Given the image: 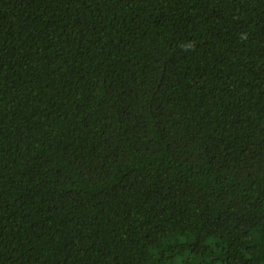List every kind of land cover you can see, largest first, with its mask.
Masks as SVG:
<instances>
[{
	"label": "trees",
	"instance_id": "1",
	"mask_svg": "<svg viewBox=\"0 0 264 264\" xmlns=\"http://www.w3.org/2000/svg\"><path fill=\"white\" fill-rule=\"evenodd\" d=\"M0 264H264V0H0Z\"/></svg>",
	"mask_w": 264,
	"mask_h": 264
}]
</instances>
